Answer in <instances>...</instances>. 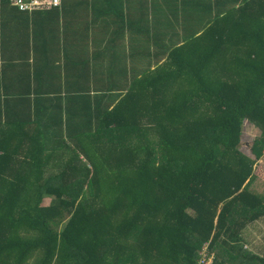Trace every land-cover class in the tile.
Listing matches in <instances>:
<instances>
[{
    "label": "trees",
    "instance_id": "obj_1",
    "mask_svg": "<svg viewBox=\"0 0 264 264\" xmlns=\"http://www.w3.org/2000/svg\"><path fill=\"white\" fill-rule=\"evenodd\" d=\"M224 9L112 108L85 95L57 125L31 126L29 84L3 110L0 78V264H196L207 241L214 264H264L243 244L264 219V0Z\"/></svg>",
    "mask_w": 264,
    "mask_h": 264
},
{
    "label": "crops",
    "instance_id": "obj_2",
    "mask_svg": "<svg viewBox=\"0 0 264 264\" xmlns=\"http://www.w3.org/2000/svg\"><path fill=\"white\" fill-rule=\"evenodd\" d=\"M224 10V0H61L58 7L29 12L0 0L3 110L4 100L26 84L33 104L31 126L57 125L60 112L64 120L66 111H82L64 106L85 95L112 108L133 84L170 64L171 51L200 35ZM49 90L53 93L46 94ZM37 94L44 100L37 101ZM58 96L62 109L54 99ZM13 110L8 107L9 113ZM256 162L262 163L254 174L264 181V160ZM248 229L244 247L264 256V219Z\"/></svg>",
    "mask_w": 264,
    "mask_h": 264
},
{
    "label": "built area",
    "instance_id": "obj_3",
    "mask_svg": "<svg viewBox=\"0 0 264 264\" xmlns=\"http://www.w3.org/2000/svg\"><path fill=\"white\" fill-rule=\"evenodd\" d=\"M9 3L21 11L48 10L58 7L61 0H9ZM215 255L210 251V241L203 243L198 251L196 264H214Z\"/></svg>",
    "mask_w": 264,
    "mask_h": 264
},
{
    "label": "rangeland",
    "instance_id": "obj_4",
    "mask_svg": "<svg viewBox=\"0 0 264 264\" xmlns=\"http://www.w3.org/2000/svg\"><path fill=\"white\" fill-rule=\"evenodd\" d=\"M38 10H40V9H38ZM256 134H257L256 128H253V126H251L250 123H248L247 121L244 120L243 124H242V133H241V141L239 144V149L243 153L247 154L250 157H253V155L250 152V145H251L253 138L256 136ZM258 163L260 165L262 162H258ZM258 163L256 162L255 163L256 165H254L255 172L258 171ZM53 199H54L53 196L45 194L43 197V200H42V204L47 205V204L51 203L53 201ZM248 228H249V226L243 232V236L245 238H247L250 234V230ZM247 249H248V247H247ZM28 264H33V260H30V262Z\"/></svg>",
    "mask_w": 264,
    "mask_h": 264
}]
</instances>
